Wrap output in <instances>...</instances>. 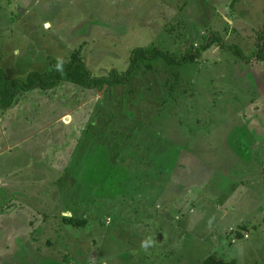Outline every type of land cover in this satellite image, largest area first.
<instances>
[{
	"label": "rangeland",
	"instance_id": "374dc122",
	"mask_svg": "<svg viewBox=\"0 0 264 264\" xmlns=\"http://www.w3.org/2000/svg\"><path fill=\"white\" fill-rule=\"evenodd\" d=\"M263 26L264 0H0V64L25 79L78 52L94 75L122 73L137 47L181 55L213 31L249 56ZM210 254L264 264V59L213 45L179 69L62 82L0 110V264Z\"/></svg>",
	"mask_w": 264,
	"mask_h": 264
},
{
	"label": "trees",
	"instance_id": "16d2710c",
	"mask_svg": "<svg viewBox=\"0 0 264 264\" xmlns=\"http://www.w3.org/2000/svg\"><path fill=\"white\" fill-rule=\"evenodd\" d=\"M258 37L261 44L256 48L252 55H246L238 44H226L224 38L218 31H213L200 48L188 51L181 55L173 53L159 46L137 47L131 51L129 67L122 73L116 68L109 74L94 75L88 67L85 59L74 52L68 60L52 59L51 69L47 71L32 70L25 79L9 78L0 64V110L12 107L19 100L22 93L33 90H50L59 86L62 82H71L88 89H103L107 85L126 84L130 76L134 75L141 65L153 66L156 62L162 61L169 69L181 68L184 65L196 61L203 49L220 45L232 49L238 57L248 58L249 60L264 59V26L259 30ZM104 160V159H103ZM107 164L108 160H107ZM110 167H107L106 175L98 174L94 183L101 182L102 177H106ZM98 179V180H97ZM65 224L74 227H85L89 220L85 217H75L71 215L62 216ZM239 236H242L239 234ZM202 264H235V260H225L214 254L206 256Z\"/></svg>",
	"mask_w": 264,
	"mask_h": 264
}]
</instances>
